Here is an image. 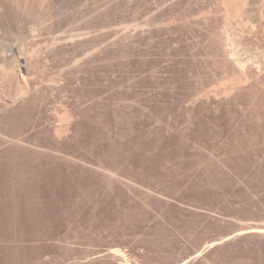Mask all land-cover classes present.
<instances>
[{
    "label": "rangeland",
    "instance_id": "rangeland-1",
    "mask_svg": "<svg viewBox=\"0 0 264 264\" xmlns=\"http://www.w3.org/2000/svg\"><path fill=\"white\" fill-rule=\"evenodd\" d=\"M7 152L69 189L0 264H264V0H0Z\"/></svg>",
    "mask_w": 264,
    "mask_h": 264
},
{
    "label": "bare ground",
    "instance_id": "bare-ground-1",
    "mask_svg": "<svg viewBox=\"0 0 264 264\" xmlns=\"http://www.w3.org/2000/svg\"><path fill=\"white\" fill-rule=\"evenodd\" d=\"M37 159L38 158H36L35 154L13 155L8 154V152L7 154H0V243L2 244L11 243L12 245V243L25 244L27 242L33 243V241H48L49 239L51 240L56 237L58 233L56 232V228L55 230L49 228L54 222L51 220V215H47L48 212H50L48 210L51 209V207L49 209L50 204L48 202L53 199L60 200L63 197V191L59 188L52 187V182L57 178H54L55 175L52 172H54L56 169H54L53 171L49 167H47V159L45 163H42L43 159L40 160V157L39 161L41 162V164ZM48 165L50 164L48 163ZM57 174L58 173H56V175ZM57 180L61 182L62 185L63 183L65 184V182H63L62 180ZM54 186L56 187V185ZM59 187H61V185H59ZM67 192L69 193V190ZM67 192H65V194ZM68 193L66 195H68ZM74 193V191L71 193L73 195L70 196V198H73ZM66 198V200L70 199L68 197ZM35 203H38V205H35ZM45 204L47 206H45ZM54 225L56 226L55 223ZM247 232H254L255 234L257 233L259 235L261 233L263 234L264 229H256L251 231L247 230L242 231L239 234L244 235V233L246 234ZM64 235L66 236V234ZM59 236H57V238ZM219 243H221V241H211L205 244V246L201 250L189 257L187 261L180 264H186L193 257L200 256L206 249L212 248ZM2 250L3 248H0V254ZM111 253L121 254L117 249H113L110 254ZM123 255L124 253L121 254V256ZM3 260L0 259V262L2 263ZM124 260V264H130L126 259Z\"/></svg>",
    "mask_w": 264,
    "mask_h": 264
},
{
    "label": "water",
    "instance_id": "water-1",
    "mask_svg": "<svg viewBox=\"0 0 264 264\" xmlns=\"http://www.w3.org/2000/svg\"><path fill=\"white\" fill-rule=\"evenodd\" d=\"M189 258V257H188ZM188 258H186L185 260H183L181 263H184L185 261H187L188 260ZM195 258H197V257H193L191 260H189L186 264H188L189 262H191L193 259H195ZM180 264V263H179Z\"/></svg>",
    "mask_w": 264,
    "mask_h": 264
}]
</instances>
